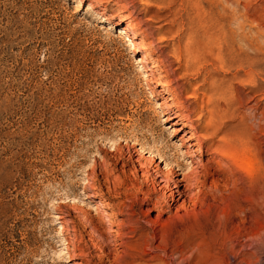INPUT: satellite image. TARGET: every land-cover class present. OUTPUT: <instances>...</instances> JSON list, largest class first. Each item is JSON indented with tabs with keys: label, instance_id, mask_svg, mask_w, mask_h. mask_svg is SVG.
Listing matches in <instances>:
<instances>
[{
	"label": "rangeland",
	"instance_id": "obj_1",
	"mask_svg": "<svg viewBox=\"0 0 264 264\" xmlns=\"http://www.w3.org/2000/svg\"><path fill=\"white\" fill-rule=\"evenodd\" d=\"M210 111L223 116L215 140ZM245 128L264 165V0H0V264H264V185L258 194L220 158L247 193L231 186L198 211L196 227L216 224L190 247L200 256L162 260L146 247L162 238L144 202L165 168L154 155L188 165L203 147L207 162L220 137ZM132 225L149 235H130Z\"/></svg>",
	"mask_w": 264,
	"mask_h": 264
},
{
	"label": "bare ground",
	"instance_id": "obj_2",
	"mask_svg": "<svg viewBox=\"0 0 264 264\" xmlns=\"http://www.w3.org/2000/svg\"><path fill=\"white\" fill-rule=\"evenodd\" d=\"M199 8L200 7H198V9ZM209 19L212 20V18ZM129 22L130 18L126 16L121 19L119 23L127 24ZM127 26H130V23ZM207 33L208 32H203L202 35ZM139 63L149 64L148 55H143L141 60H139ZM152 69L156 76L155 85L162 87L163 89H168L170 94L168 98L170 108L175 109L177 112H183L185 110L184 102L176 95L173 88L170 87L171 81L167 77L166 73L160 69L158 65H153ZM213 90L215 91L214 88ZM208 115L209 121L207 122L205 129L206 132L210 131V139L215 140L216 138H219L221 133H224L222 124L220 122L223 116L217 111H210ZM240 120L241 124H245L244 119ZM181 121L183 122L184 127L193 123L191 116L187 114L182 116ZM191 126V131L188 133V141H193L197 137L196 127H194V125ZM250 130L251 129L249 128H245L236 134H225L223 137H220L216 146H210L211 152L209 153L210 156L208 157L207 162H205V156H207V153L203 147H200L197 150L198 154L196 158L191 156V163L188 165H185L183 162H180L179 160L172 157H166L165 154H162L161 152H157V154L154 155V160L156 161V159H159L160 162L165 164V168L161 169L159 164L160 162L157 164L155 163L156 167H160V169L157 170V173L154 176L155 178H153L154 180L152 181L154 185V193L146 194L147 197L144 199V202L148 206H152L154 211L158 213V219L154 224L156 229L154 228L153 231H156L158 228L162 238L155 235L153 237L151 236V238H147L146 241L147 249H155V251L162 252V254L156 257H159L162 260H182L184 263H188L189 261L196 260L200 256L197 249L190 247L194 246L196 240L199 237L205 236L208 232H210V230L214 229L216 224L212 225L209 219L204 217L205 221H209L206 222V226L203 228L196 227V224L200 221L198 211L205 207L207 208V211L212 209L213 204H215L219 198H223V194L229 192L231 186L239 193H247V189H243L244 187H242L245 185L244 181L239 183V181L233 180V177L235 176L233 173H242L244 175L243 177H246V179H249L252 184H254V186L252 185V188L258 194H260L261 188L263 187L262 185H264V165L260 159L261 157L258 158L260 153L256 154L258 153L256 152L257 146L254 143ZM185 145L186 144L184 143V146ZM143 151L144 149L136 151L140 160L142 159L140 157V152ZM254 152L256 153L254 154ZM186 155L189 156V153L187 152ZM219 158L222 160H227V162L230 164V167H232L235 172L223 169V166L219 163ZM140 160L139 164L141 165V169L143 172H145L144 174H146L147 165L142 164ZM151 162L152 161H148V165H151ZM212 163H216L219 169L212 172L210 168ZM206 171L208 172L206 173ZM215 176L218 177L216 179L217 183H214L213 181L211 182V179H213ZM221 176L225 182L219 180V177ZM209 183L215 192H211V190L207 188ZM255 201L257 203L254 204L255 213L257 216H259V214H261L262 205L257 199ZM175 209L176 220H173L174 216L172 214ZM182 211L185 212V217L180 215ZM208 214H210V212ZM166 216L169 218H167V221H163ZM109 219L110 220L107 221L113 225L114 222L111 220L112 217ZM255 224L258 227V230L255 234V237L253 238L255 239L254 242L260 246L263 236L261 235V222L258 217ZM130 227L132 229L130 235H139L141 233L147 234V236L149 235V232H147L146 228L144 229L141 225L139 228L133 225ZM186 235L189 236L187 240L185 239ZM130 237L133 238L132 236ZM157 243L158 245L155 246ZM181 246L183 247V250H179ZM186 250H190V254H188ZM129 259H131V255L129 256ZM258 261L260 262V260ZM242 264H245V262Z\"/></svg>",
	"mask_w": 264,
	"mask_h": 264
}]
</instances>
